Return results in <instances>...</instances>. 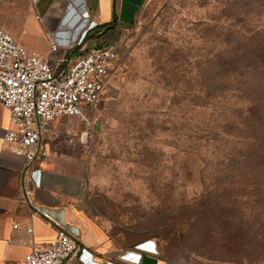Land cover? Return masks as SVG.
I'll return each mask as SVG.
<instances>
[{"label": "rangeland", "instance_id": "1", "mask_svg": "<svg viewBox=\"0 0 264 264\" xmlns=\"http://www.w3.org/2000/svg\"><path fill=\"white\" fill-rule=\"evenodd\" d=\"M257 33L264 0H150L116 42L90 124L69 122L104 228L172 264H264V150L239 124L248 100L229 65Z\"/></svg>", "mask_w": 264, "mask_h": 264}, {"label": "crops", "instance_id": "2", "mask_svg": "<svg viewBox=\"0 0 264 264\" xmlns=\"http://www.w3.org/2000/svg\"><path fill=\"white\" fill-rule=\"evenodd\" d=\"M149 1L0 0V28L43 57L57 42L60 47L51 63L60 74L69 62L105 46L98 44L119 42L137 25ZM91 22L97 26L83 38ZM103 29L109 31L99 37ZM77 119L82 120L65 116L49 123L36 161L25 168L24 159L4 142L11 114L0 102V264H24L34 245L51 246L62 229L79 231L82 246L64 264H172L154 252L159 249L152 240H124L88 210L85 160L74 141L79 131L69 126Z\"/></svg>", "mask_w": 264, "mask_h": 264}, {"label": "built area", "instance_id": "3", "mask_svg": "<svg viewBox=\"0 0 264 264\" xmlns=\"http://www.w3.org/2000/svg\"><path fill=\"white\" fill-rule=\"evenodd\" d=\"M89 26L92 29L97 24L91 22ZM86 33L85 30L83 38ZM59 47L57 42L52 44L49 56L43 57L0 28V102L11 114V128L4 142L12 153L24 159L25 168L36 161L49 123L65 116L89 123L86 114L101 102L120 57L117 44L105 45L69 62L67 70L58 74L51 59ZM20 195L24 197V189ZM27 231L32 233L33 229ZM80 238L79 231L62 229L51 246L34 245L24 264H64L79 254Z\"/></svg>", "mask_w": 264, "mask_h": 264}, {"label": "trees", "instance_id": "4", "mask_svg": "<svg viewBox=\"0 0 264 264\" xmlns=\"http://www.w3.org/2000/svg\"><path fill=\"white\" fill-rule=\"evenodd\" d=\"M108 31L109 29L99 30V37H102ZM229 65L232 75L230 80L233 81L236 87L234 93L239 96L245 95L248 100L247 120L246 122L245 120L239 121V124L246 127L247 131L254 135L250 139L255 142L254 146L259 151H263L264 40H260L259 33H257L255 40L236 42L231 52ZM254 78H257V82L254 81ZM220 79H223V77H220Z\"/></svg>", "mask_w": 264, "mask_h": 264}]
</instances>
